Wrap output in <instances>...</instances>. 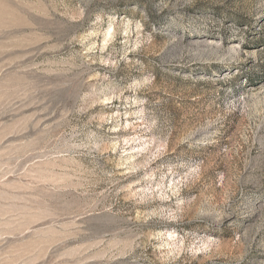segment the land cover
Here are the masks:
<instances>
[{
  "label": "rangeland",
  "instance_id": "374dc122",
  "mask_svg": "<svg viewBox=\"0 0 264 264\" xmlns=\"http://www.w3.org/2000/svg\"><path fill=\"white\" fill-rule=\"evenodd\" d=\"M0 264H264V0H0Z\"/></svg>",
  "mask_w": 264,
  "mask_h": 264
}]
</instances>
